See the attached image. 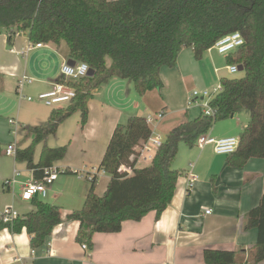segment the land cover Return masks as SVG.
Instances as JSON below:
<instances>
[{
	"label": "trees",
	"instance_id": "trees-1",
	"mask_svg": "<svg viewBox=\"0 0 264 264\" xmlns=\"http://www.w3.org/2000/svg\"><path fill=\"white\" fill-rule=\"evenodd\" d=\"M6 32L11 47L17 35L26 34L32 44L64 41L70 59L86 62L93 76L65 81L76 91L72 101L53 109L43 124L26 128L31 144L17 147L16 160L41 180L44 170L64 160L67 145L41 150L35 161V146L57 135L59 127L80 113L82 126L89 122V104L96 90L113 77L133 82L144 96L160 91L165 83L163 67L177 68L178 56L185 48L194 50L200 61L214 44L229 33L240 32L244 45L227 55L228 65L243 67V77H222L221 90L209 102L213 116L204 111L194 120L174 128L148 166L135 167L130 157L135 147L146 142L153 131L141 116H131L118 124L98 168L110 176L102 195L96 190L99 176L91 183L82 209L67 216L80 223L77 241L92 250L95 234L121 232L126 221L140 222L150 212L159 220L174 199L184 171L174 168L180 142L190 148L213 126L230 117L248 112L250 120L239 136V148L227 155L230 167L243 168L252 158H264V0H0V34ZM110 61V64H109ZM0 143V156L3 154ZM134 168L131 175L123 166ZM67 172H72L67 169ZM32 212L12 222L0 221V232L8 229L31 237L34 250L46 244L55 227L63 222L61 208L33 198ZM245 228L257 229L252 249L233 251L206 249V264H261L264 262V197L247 215Z\"/></svg>",
	"mask_w": 264,
	"mask_h": 264
},
{
	"label": "crops",
	"instance_id": "crops-1",
	"mask_svg": "<svg viewBox=\"0 0 264 264\" xmlns=\"http://www.w3.org/2000/svg\"><path fill=\"white\" fill-rule=\"evenodd\" d=\"M213 49L198 61L194 50L185 48L178 56L177 68H162L161 78L165 85L159 95L163 98L161 113L164 112V117L168 106L176 103L177 98L183 102L189 99V87L207 90L208 80L213 76L219 77L220 68L216 67L210 55ZM71 61L70 51L63 44L55 46L45 43L38 48L28 35L19 34L10 47L7 33L0 34V105L3 107L0 109V143L6 145L0 156V221L2 211L7 207L18 211L20 217L34 209L32 201L22 199L23 184L32 181L33 171L28 169L29 173L25 175L17 168L19 162L16 155L10 156L6 152L15 142L17 147L29 146L31 140L27 138L26 128L36 126V122H39L36 120H41L40 114L31 112L26 115L22 111L24 105L30 106L34 100L27 101L19 97V81L24 76L33 79L32 83L25 85L23 93L35 97L51 90L62 77V64ZM118 80L122 79L113 77L94 93L89 104V122L85 127L81 123L74 137L79 142L81 137L84 139L86 135H93L89 152L84 154L76 167L64 158L66 160H62L61 167L72 171L67 174L84 171L90 175L100 167L114 129L120 124L121 115L114 107L95 99L102 90L109 89ZM154 91L147 94L156 100V95H152ZM15 95L19 100L18 108ZM37 103L44 106L40 101ZM196 104L185 108L186 120L196 119L203 111V106L192 109ZM5 109L9 110L12 117L3 116ZM52 110L43 113L47 112L48 117ZM10 120H16L17 124L11 125ZM249 120V113L244 112L217 122L209 133L215 138L239 137ZM19 137L21 141H18ZM191 158L190 164L181 169L185 174L178 179L174 199L159 220L155 212H150L140 222H124L119 233L95 234L92 250L83 249L77 241L80 223L67 220L68 214L82 209L91 185L80 188L74 186L69 192L68 188L74 184H62L59 189H55L58 179L49 186L46 197L36 198L47 199L48 203L58 205L63 222L55 227L44 246L34 250L30 245L31 237L25 229L17 234L6 228L1 230L0 264H206V249L233 251L237 247L247 250L254 248L258 231L247 230L245 225L250 210L258 206L264 197V158H252L243 168L229 167L227 155L216 154L212 146L200 148L197 153H192ZM16 169L21 171V176L18 177L19 183L15 190L11 191L4 181L12 178ZM190 175L197 177L192 188L188 187ZM66 194L70 196L69 201L64 199ZM206 210L212 213L207 215Z\"/></svg>",
	"mask_w": 264,
	"mask_h": 264
},
{
	"label": "rangeland",
	"instance_id": "rangeland-1",
	"mask_svg": "<svg viewBox=\"0 0 264 264\" xmlns=\"http://www.w3.org/2000/svg\"><path fill=\"white\" fill-rule=\"evenodd\" d=\"M64 46L67 47V44L63 41L62 43ZM212 58L214 59V62L216 63V67L220 68L219 73H218V78L217 77H212V79L208 80V84L206 86L207 90L212 93V91L217 88L220 85V78L221 77H243L244 72H238L235 74H231L229 69L227 68V63L225 62V56L220 54L217 49H213L211 51ZM110 64V61H109ZM114 83V84H113ZM112 85H110V88H105L102 90L100 95L96 97L95 100H98L99 102H102L104 104H107L110 107H114L117 111L120 113V120L119 123L121 124H127L128 120L130 119L131 116H141V117H149L153 116L156 117L158 113H161L163 111V98L159 95V91H154V94L156 95V100L153 99L147 92V96H140L134 87V84L130 81H122L118 80L117 82H113ZM197 90H200V88H197ZM195 90L192 87H189V92H188V98L191 99L193 92ZM217 94V93H215ZM15 101L17 102V108H18V97L15 95ZM214 97V94L212 95V98ZM212 98L207 97L205 101L202 99L197 100L198 104H196L192 109L199 108V106H203L204 103L210 102ZM188 99V100H189ZM183 102L182 100H178L174 104H170L168 106V109H166V116L160 120V121H154L151 122L149 125L153 131V137L156 139H160V141L164 142V140L167 138V136L171 133V131L178 127L182 122L186 120V115H185V108H188V103L189 101ZM38 101L35 99L34 103H30V106L28 104L24 105L22 107V111L24 114H40L39 118L41 120H36L39 122H36L35 125H40L43 124L47 121V112L43 113L44 111L47 110H52V107L49 106H43L37 103ZM3 107L0 105V109ZM184 110V111H183ZM2 113L4 117H12L11 113H9V110L5 109L3 110ZM248 113V112H245ZM81 124V117L80 113H76L71 118L67 119L58 129L57 135H50L47 139L46 142L37 144L35 146V161L39 160V157L41 155V150L43 147L46 145L47 147H60V146H65L67 145V154L65 156L66 159H68L72 165L76 167V165L80 164L81 159L84 157V154L86 152H89V143L92 141V136L86 135L85 138L83 139L82 137L80 138L79 142L74 140L75 135L77 134L76 132L78 131V126ZM159 125V127H158ZM22 132V131H20ZM210 135V133H209ZM22 136V135H21ZM13 138V137H12ZM22 138L19 137L18 141H21ZM31 144V142H30ZM29 144V145H30ZM2 149L5 150L6 145L1 144ZM179 154L177 159L174 162V168L178 169H184L186 168L190 162L192 161L191 155L192 153H197L199 151V147H195L194 149H191L188 147L185 142H180L179 145ZM64 159V161L66 160ZM150 163V160L148 162L141 163L140 165L142 167L148 166ZM63 164V161H58L55 163L56 167H59L61 169H65V167H61ZM17 168L22 170L25 175L29 173L28 168L26 167L25 163H20L17 164ZM83 177L81 178V176ZM86 173L82 171L79 174H60L59 180L56 182V185L54 186L55 189H59L62 184L64 185H71L70 188H68L69 192L74 189L76 186L77 188H80L82 186H87L91 185V183L88 181L86 178ZM110 180V176L107 175L106 173H100L99 177V184L97 186V194L102 195L105 190L108 187V183ZM67 187V186H66ZM65 187V188H66ZM67 190V191H68ZM63 191V190H62ZM57 192V191H56ZM67 195V194H66ZM51 196V193H50ZM65 200L69 201L70 196L69 194L64 198ZM46 202L49 200L45 199Z\"/></svg>",
	"mask_w": 264,
	"mask_h": 264
},
{
	"label": "built area",
	"instance_id": "built-area-1",
	"mask_svg": "<svg viewBox=\"0 0 264 264\" xmlns=\"http://www.w3.org/2000/svg\"><path fill=\"white\" fill-rule=\"evenodd\" d=\"M244 45V39L240 32H233L229 33L226 36L220 38L213 46V48L217 49L218 52L224 56H227L228 54L235 52L240 47ZM36 47L40 48L43 46V44H36ZM86 65V68H83L82 66ZM61 75L64 77L65 81H79V79L88 77L89 73L91 71V67L86 62H79L75 63V65H70L69 63L65 62L61 66ZM228 69L231 74H235L239 72V66L238 65H228ZM33 79H29L28 77H22V79L19 81V90L18 94L19 97L22 99H26L27 101H33L37 100L42 102L45 106L52 107L53 109L63 108V106L68 105L72 99L76 95V91L70 87L65 82L60 83L56 82L54 83L51 90H48L47 92L39 93L37 96H25L23 93V89L26 84L32 83ZM221 86L219 85L217 88H215L212 93L208 90H195L192 95V99L189 100L188 105L193 106L196 104L197 100L202 99L205 101L207 97L212 98V95H216L215 93L220 92ZM195 99V100H193ZM203 111L207 115L213 116V110L209 107V102L204 103L203 105ZM163 113H158L156 117L149 116L146 117V121L150 124L154 121H160L164 117ZM11 125H16V120H10ZM153 134L147 139L146 142L142 143L140 146L135 147V153L131 155L130 161H135V167L141 166V163L150 162L156 155L157 151L161 148L164 142L160 141V139H156L153 137ZM199 148L204 149L208 146H212L214 148V151L216 154L219 155H230V153L235 152L239 148V137L230 136L229 138H215L211 135L205 134L198 138L197 145ZM17 144L10 145L6 152L10 156H15L17 151ZM134 168L131 166L123 165L120 168L121 173H127L128 175H131ZM67 169H61L59 167H56L55 165L49 166V168H46L44 170L43 176L41 180H35L34 178L32 181H29L27 183L23 184V190H22V199L24 201L31 202L33 198L36 196H41L42 198L46 197L48 194L49 186L54 184L60 176V174H65ZM100 173H105L103 170H95L94 173L90 175H86V178L88 180L93 179L95 176H99ZM77 174V172H76ZM21 176V171L17 170L14 172V176L10 179H7L4 181V185L9 188L11 191L15 190L16 184L19 183L18 177ZM83 175L81 176V178ZM197 177L190 175L188 187L192 188L194 183L196 182ZM207 215H210L212 212L211 210L205 211ZM20 214L18 211L14 210V208L7 207L2 211L1 218L4 222L9 223L13 220L17 219ZM82 248L87 250L86 244L82 245ZM35 251L33 252V254Z\"/></svg>",
	"mask_w": 264,
	"mask_h": 264
},
{
	"label": "water",
	"instance_id": "water-1",
	"mask_svg": "<svg viewBox=\"0 0 264 264\" xmlns=\"http://www.w3.org/2000/svg\"><path fill=\"white\" fill-rule=\"evenodd\" d=\"M75 63H76L75 61L69 62V64L72 65V66L75 65ZM243 71H244L243 67H239V72H243ZM93 75H94V71L91 70L90 73H89V76H93Z\"/></svg>",
	"mask_w": 264,
	"mask_h": 264
},
{
	"label": "clouds",
	"instance_id": "clouds-1",
	"mask_svg": "<svg viewBox=\"0 0 264 264\" xmlns=\"http://www.w3.org/2000/svg\"><path fill=\"white\" fill-rule=\"evenodd\" d=\"M83 68H86L87 66L86 65H84V66H82Z\"/></svg>",
	"mask_w": 264,
	"mask_h": 264
}]
</instances>
